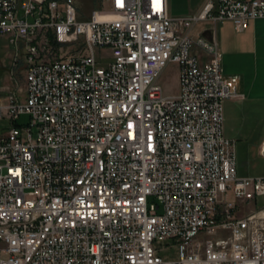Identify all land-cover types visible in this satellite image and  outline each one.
<instances>
[{"label":"built area","instance_id":"2783aa9c","mask_svg":"<svg viewBox=\"0 0 264 264\" xmlns=\"http://www.w3.org/2000/svg\"><path fill=\"white\" fill-rule=\"evenodd\" d=\"M258 18L264 0L186 15L104 0L87 17L75 0H0L24 81L0 98V264H264V174L237 173L223 103L243 95L216 37Z\"/></svg>","mask_w":264,"mask_h":264},{"label":"rangeland","instance_id":"374dc122","mask_svg":"<svg viewBox=\"0 0 264 264\" xmlns=\"http://www.w3.org/2000/svg\"><path fill=\"white\" fill-rule=\"evenodd\" d=\"M75 1L81 17H87L93 9L104 6V0ZM232 30L235 37H247V35H241L235 30L233 24ZM251 35L253 36L252 41H250L252 44L245 41L243 47L248 49L252 46V50H243L236 60L231 59L228 55L223 57V64L233 67L235 70L233 74L240 76L237 85L238 92L242 84L247 86L248 89H251L252 86L258 88L260 84L262 78L260 74L264 70V50H262L264 44V18L256 20ZM13 58V46L8 42L6 36L0 35V86L9 85V88L17 87L22 91L24 88L23 66L19 62L14 64ZM239 60L240 62H238ZM177 69V64L173 62L167 63L164 67L159 82L165 92L177 91ZM19 94L22 95L23 93ZM258 99L253 94L250 98L249 94H246L242 99H227V108H223L224 134L235 140V162L239 175L264 174V155L259 153L260 142L264 139V102ZM27 121L28 116L26 114H21L17 119L20 124ZM7 124H9V120L6 118L0 120V135L5 132ZM168 255L169 258L175 257V248H171Z\"/></svg>","mask_w":264,"mask_h":264},{"label":"crops","instance_id":"0c3cea01","mask_svg":"<svg viewBox=\"0 0 264 264\" xmlns=\"http://www.w3.org/2000/svg\"><path fill=\"white\" fill-rule=\"evenodd\" d=\"M206 1L207 0H167V10L170 15L193 14L199 12ZM258 19H263V18H258ZM256 20L257 19L250 21L249 26L245 30L238 31L239 33H241V35H247V37H239V36L235 37V34L233 33L232 30V24H231L232 22L230 21L226 20L216 24V37L218 40L219 50L221 53V62H222L221 65L224 76L232 75L235 70L233 69V67L223 64V57L228 55L230 56L231 59L233 58L236 60L238 58L237 56L239 55V53H241L243 50H252V46L246 49L245 47H243V45L245 41L246 42L252 41L253 36L251 35V33L254 31V25ZM207 28H208V24H200L192 29V33L194 34L202 33L204 35H208L209 32ZM262 50H264V44ZM238 62H240V60ZM260 75L262 78L258 88H253L254 86H252L251 89H248L247 86H245L244 84L240 86L239 93L243 95L242 98H244L246 94H249V98H250L253 94L256 98H259L258 100L264 102V70H262V73ZM239 80H240V76H239ZM8 89H9V85H2L0 87V98L6 94ZM227 103L228 100H225L223 104V108L225 107L227 108L226 106ZM263 141L264 139L260 142V144Z\"/></svg>","mask_w":264,"mask_h":264}]
</instances>
